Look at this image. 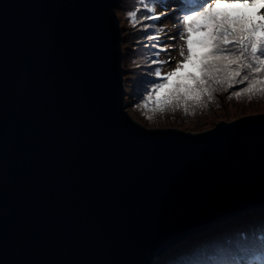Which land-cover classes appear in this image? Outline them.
Returning <instances> with one entry per match:
<instances>
[{"label":"water","instance_id":"obj_1","mask_svg":"<svg viewBox=\"0 0 264 264\" xmlns=\"http://www.w3.org/2000/svg\"><path fill=\"white\" fill-rule=\"evenodd\" d=\"M262 147L129 111L125 0H0V264H156L264 209Z\"/></svg>","mask_w":264,"mask_h":264},{"label":"snow or ice","instance_id":"obj_2","mask_svg":"<svg viewBox=\"0 0 264 264\" xmlns=\"http://www.w3.org/2000/svg\"><path fill=\"white\" fill-rule=\"evenodd\" d=\"M154 4L144 6L149 13L143 17L145 28L153 27L148 22L159 26L162 14L173 10L174 4L172 18H178L182 25L178 35L184 47L179 51L181 60L165 74L162 67L171 66L173 57H159L175 45L162 43L155 32L145 37L153 42L150 67L154 79L144 108L164 111L182 104L187 112L189 104L202 105L212 100L217 91L229 89H235L230 98L264 96V0H173L160 9L161 14H157L156 0ZM128 16L135 23L136 13L129 12ZM261 163L264 166V147ZM259 227L264 229V218ZM223 241L221 234H213L185 243L176 253L180 259L175 264H264V239L243 244L240 249H229ZM252 256L257 259L250 260Z\"/></svg>","mask_w":264,"mask_h":264},{"label":"rangeland","instance_id":"obj_3","mask_svg":"<svg viewBox=\"0 0 264 264\" xmlns=\"http://www.w3.org/2000/svg\"><path fill=\"white\" fill-rule=\"evenodd\" d=\"M145 2L146 0H143V2H139L138 0H125L128 99L129 111L132 114L150 127L195 132L209 131L221 124L224 119L240 120L246 115H264V96L254 95L252 97L244 96L241 98H230V93L235 89L217 91L212 100H206L199 106L189 104L187 112L182 104L175 107H169L164 111H152L151 107L144 108L143 105L146 102L147 94L151 88L150 81L154 79L151 75L152 69L150 67L151 59L154 58V49L151 47V43L145 44L150 47L139 45L141 38L139 35L140 33L138 32L139 27L134 26L135 23L130 22L128 13H136L135 22L141 19L140 8L144 9L145 14L143 17L148 15L149 13H147L144 7L145 5L148 6V4ZM152 6H155V4L153 1H150V7ZM158 13L159 9L157 7V14ZM172 16L171 12L168 11L166 17L173 19ZM173 22L176 21L173 20ZM175 31H181V28H176ZM162 71L164 73L163 69ZM134 105H139V107H134ZM149 117H151V119H149ZM262 218H264V209L251 211L241 215L240 217L231 219L228 222L221 223L220 227L208 232L205 235L221 234L224 238L223 242H228L231 240L234 233L241 230L247 231L255 227L257 222L258 224H261ZM240 221H242V224L239 225L238 223H240ZM178 249L179 248L170 252L169 258L159 260V264H171L169 261L171 258L174 261L180 258V256L176 254Z\"/></svg>","mask_w":264,"mask_h":264},{"label":"trees","instance_id":"obj_4","mask_svg":"<svg viewBox=\"0 0 264 264\" xmlns=\"http://www.w3.org/2000/svg\"><path fill=\"white\" fill-rule=\"evenodd\" d=\"M139 2H141V0H138ZM150 1H154V0H148V1H146L145 3H147L148 4V6L150 7ZM157 1V0H156ZM158 2H160V0H158ZM140 11H141V19L140 20H137V22H135V24H134V26H138L139 28V30H138V32L140 33L139 35L141 36V38H140V42H139V45L141 46V45H145L144 44V42L145 41H147L146 39H145V37L149 34V32H152V30H151V28H145V21H144V19H143V15L145 14L144 13V9L143 8H140ZM149 23V22H148ZM153 23V22H152ZM158 26H154L153 25V27L152 28H157ZM160 30V29H159ZM159 34V33H158ZM150 42H152V41H150ZM150 47V46H149ZM125 49V48H124ZM126 50V49H125ZM239 225L240 224H242V221H240V223H238ZM256 225H258V222L256 223ZM242 226V225H241ZM240 226V227H241ZM254 228V227H253ZM253 228H251V229H253ZM246 231V230H245ZM244 231V232H245ZM247 233L249 232V230H247L246 231ZM243 232L241 231V232H239V233H234L235 235H239V236H241L242 237V234ZM164 258H165V256H163ZM163 259V258H162ZM170 261V263L171 264H175V262L176 261H174L172 258L169 260Z\"/></svg>","mask_w":264,"mask_h":264}]
</instances>
